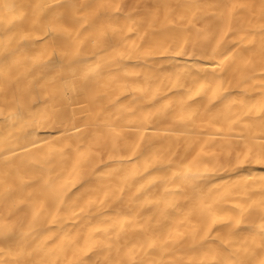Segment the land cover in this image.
<instances>
[{"label": "bare ground", "instance_id": "obj_1", "mask_svg": "<svg viewBox=\"0 0 264 264\" xmlns=\"http://www.w3.org/2000/svg\"><path fill=\"white\" fill-rule=\"evenodd\" d=\"M0 264H264V0H0Z\"/></svg>", "mask_w": 264, "mask_h": 264}]
</instances>
